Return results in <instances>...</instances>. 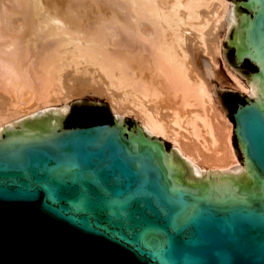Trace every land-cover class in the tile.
I'll return each instance as SVG.
<instances>
[{
	"label": "water",
	"instance_id": "95a60500",
	"mask_svg": "<svg viewBox=\"0 0 264 264\" xmlns=\"http://www.w3.org/2000/svg\"><path fill=\"white\" fill-rule=\"evenodd\" d=\"M229 4L226 60L251 96L234 122L214 97L238 166L201 175L114 113L66 127L89 104L26 119L0 134V264H264V0Z\"/></svg>",
	"mask_w": 264,
	"mask_h": 264
},
{
	"label": "bare ground",
	"instance_id": "6f19581e",
	"mask_svg": "<svg viewBox=\"0 0 264 264\" xmlns=\"http://www.w3.org/2000/svg\"><path fill=\"white\" fill-rule=\"evenodd\" d=\"M7 1L29 32L20 39L17 26L0 24V134L38 109L68 108L74 97L90 94L108 101L118 121L131 115L151 138L171 141L204 175L238 166L235 125L212 83L228 35L229 0ZM131 21L138 50L133 54L129 39L115 51L109 25ZM231 75L232 89L250 95L248 84Z\"/></svg>",
	"mask_w": 264,
	"mask_h": 264
},
{
	"label": "rangeland",
	"instance_id": "374dc122",
	"mask_svg": "<svg viewBox=\"0 0 264 264\" xmlns=\"http://www.w3.org/2000/svg\"><path fill=\"white\" fill-rule=\"evenodd\" d=\"M69 2L70 3H72V4H76V5H78V3H79V0H69ZM12 6V2L11 1H7V0H0V12L2 13V14H4V15H1V13H0V24H5V25H2V26H5V27H12L13 28V24H14V27H16L17 29H20L17 33H18V35H20L21 37H20V39H27L25 36H26V34L28 35V32H29V28L28 27H26L25 29L23 28V27H21L20 25H21V23H22V19L20 18V17H22V15L18 12V13H15L14 11H11L10 10V7ZM1 7H4V8H1ZM8 8L9 9V11L8 12H3L4 10H5V8ZM6 8V10H8ZM12 8V7H11ZM118 8H120V7H118ZM2 9H4V10H2ZM5 10V11H6ZM119 10H122V12H124L123 11V9H119ZM121 12V13H122ZM16 14V15H15ZM14 15V16H13ZM1 16H3V19H2V17ZM15 16H17V18L15 17ZM231 16V9H230V11H229V14L227 15V17L226 18H228V17H230ZM6 17V18H5ZM14 17L16 18V19H14ZM5 18V19H4ZM18 18H20V19H18ZM13 20L15 21V22H13ZM2 21V22H1ZM4 21H5V23H4ZM227 22V21H226ZM9 23V24H8ZM11 23H13V24H11ZM12 25V26H11ZM111 25H109V34H108V37H109V39H112L113 41H114V44H115V46H112V48L115 50V51H120V48H122V46L120 45V44H122L123 42H125V41H129V39H132L133 40V42H131L130 44L132 45V52H133V54H135V52H136V50H138V47H139V44L137 43V38L135 37V33L133 32V34H132V30H134V27H135V22L134 21H131V23H129V24H126V25H123L122 27H118V26H115V25H112V27H110ZM116 27H117V29H116ZM108 30V29H107ZM129 34H132V36H130L129 35V37H128V33ZM224 34V33H223ZM228 36V35H227ZM227 36H223V38H222V55H220L219 57H218V64H217V77H214L213 79H212V83H213V87H214V90H215V92L217 91V90H219V91H223V92H226L228 89H232L233 87L231 86V82H232V75H231V72H233L232 70H231V68H230V66H229V64H228V62H227V60H226V46H225V43H226V39H227ZM7 39H9V37H6ZM6 38H3V39H6ZM1 42L3 41V40H0ZM43 43V42H42ZM41 43V44H42ZM44 45H49L48 44V42H45V44ZM23 46H25V45H23ZM40 46V47H39ZM37 49H39V48H42V45H38L37 47H36ZM136 48V49H135ZM202 63H206L207 61H208V57H206V56H202ZM234 92H236V93H239V94H241V95H245L246 96V94L245 93H243V92H241V91H238V90H235V89H232ZM76 98H81V99H76ZM75 99V100H74ZM216 100H217V102L219 103V105H220V107L222 108V102H221V98L220 97H216ZM72 101V102H71ZM70 104H68V107H71V106H73L75 103H84V104H89V105H101V104H106L108 107H109V109H110V111H111V113H112V115H114L113 114V110H112V108H111V106H110V104H109V102L108 101H106L104 98L103 99H101V98H99V97H95V96H92V95H90V94H84L83 96H79V97H74L73 99H71L70 101ZM68 102V103H69ZM66 105V104H65ZM61 106V104H55V105H52V106H50V107H48V108H46V109H38V110H36L35 112H33L32 114H31V116H25V118L23 119V121H25L26 119H33L35 116H37V115H42V114H46L47 113V111L49 112V111H51V110H48V109H55V110H53V112L54 111H56V108H58V107H60ZM52 112V111H51ZM26 114V113H25ZM226 114V113H225ZM227 116V115H226ZM228 117V116H227ZM123 120H134V126H136V127H139V128H141V122L139 121V120H137L136 118H134L133 116H131V115H127V116H125V118L123 119ZM23 121H21V122H23ZM7 129L8 128H11V126L10 125H7L6 124V126H5ZM155 138V137H154ZM159 140L161 141V143H163V144H165V145H167V146H170L171 148H173V144H172V142L171 141H169V140H162V139H160L159 138ZM231 140H232V144H234V146H235V136H234V134L232 133V137H231ZM208 171H205L204 173H201V175H204V174H206ZM228 173V172H230V170H226L225 171V173Z\"/></svg>",
	"mask_w": 264,
	"mask_h": 264
},
{
	"label": "trees",
	"instance_id": "16d2710c",
	"mask_svg": "<svg viewBox=\"0 0 264 264\" xmlns=\"http://www.w3.org/2000/svg\"><path fill=\"white\" fill-rule=\"evenodd\" d=\"M245 62H249L245 60ZM250 63V62H249ZM254 67V65L251 63ZM255 70H252V72ZM227 96L228 106H231L232 121L234 122L233 112L236 110L239 103L246 102V96L236 93L234 91H226L223 93ZM226 103V104H227ZM113 115L106 104L101 105H85L81 109L73 108L68 115L66 127L86 126L98 123H113Z\"/></svg>",
	"mask_w": 264,
	"mask_h": 264
},
{
	"label": "flooded vegetation",
	"instance_id": "af4514ba",
	"mask_svg": "<svg viewBox=\"0 0 264 264\" xmlns=\"http://www.w3.org/2000/svg\"><path fill=\"white\" fill-rule=\"evenodd\" d=\"M226 102H228V101H226Z\"/></svg>",
	"mask_w": 264,
	"mask_h": 264
}]
</instances>
